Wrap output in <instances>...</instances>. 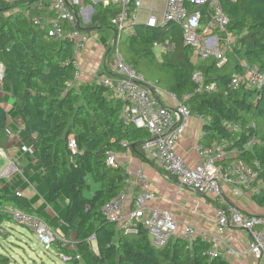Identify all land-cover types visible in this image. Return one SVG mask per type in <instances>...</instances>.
Listing matches in <instances>:
<instances>
[{
  "label": "trees",
  "instance_id": "16d2710c",
  "mask_svg": "<svg viewBox=\"0 0 264 264\" xmlns=\"http://www.w3.org/2000/svg\"><path fill=\"white\" fill-rule=\"evenodd\" d=\"M81 1V5H89L87 0ZM217 1L228 19L227 31L235 37L234 51L221 69L211 60L193 65L192 50L183 45L179 30L172 26H136L134 33L126 35L125 56H120L138 74L143 67L150 73L156 69L162 72L166 93L179 100L188 96L183 104L191 116L204 121L205 146L227 143L225 149L236 151L237 160L253 168L263 185L251 200L264 207V85L258 91L230 86L231 74L239 71L235 57L264 74V0ZM46 5L42 0H0V87L13 100V116L28 135H34L31 153L46 186V202L52 205L63 196L65 212L58 228L57 219L35 209L8 185L0 187V208L33 216L53 231L59 229L70 243L55 240L50 252L65 256V264H229L219 255L210 257L211 245L199 237L191 242L175 237L155 247L143 228L124 234L116 223L104 218L102 207L128 180L125 169L107 164V154L130 151L144 158L140 146L149 134L123 125L122 103L109 99L105 87L95 83L67 87L75 72L74 45L66 38L47 37L46 31L33 23L44 16ZM92 7L94 14L87 28L114 32L110 20L117 9L101 3ZM79 8L74 6L73 11L78 13ZM59 24L64 31L70 30L66 22ZM76 29L85 31L81 23ZM165 40H170L174 50L157 58L152 45ZM120 42L121 38L118 46ZM196 69L205 85L214 84V91L197 92L191 80ZM146 82L152 85V92L153 87L159 88ZM9 115L0 102V148L7 141ZM233 127L237 133L231 132ZM69 136L76 142L74 154L67 147ZM248 141L253 143L246 150L243 147ZM9 221L10 216L0 214V228ZM91 237L96 251L89 242ZM0 264H11L9 257L0 253Z\"/></svg>",
  "mask_w": 264,
  "mask_h": 264
},
{
  "label": "built area",
  "instance_id": "2783aa9c",
  "mask_svg": "<svg viewBox=\"0 0 264 264\" xmlns=\"http://www.w3.org/2000/svg\"><path fill=\"white\" fill-rule=\"evenodd\" d=\"M87 1L91 4L83 6L81 0H48L44 16L33 19L35 25L46 31L47 37L56 40L66 38L73 42L75 72L67 87L79 85L80 80L84 78L78 58L90 39L86 28L85 31H78L76 27L80 26V23L82 25L90 22L94 14L92 4L101 3L103 6L115 7L117 13L110 20L115 31L110 47L104 55L103 71L92 77L90 83L105 87L109 99L119 100L122 103L120 119L123 125L148 132L149 138L140 146L144 158L152 162L162 173L173 177L179 188H188L201 195L214 193L219 198H224L221 184L234 187L235 195L252 196L258 193L263 183L257 180V173L253 168L240 160H229L230 155L237 154L236 151H230L229 154L225 147L216 142L208 146L197 145L199 163L192 168L185 165L174 148L191 117L190 111L183 104L188 96L179 100L169 94L173 106H164L152 92V85L126 64L118 52V42L125 27L143 25L148 29H165L167 26H172L179 30L183 45L192 50L190 60L193 65L211 60L217 69H221L228 64L229 55L234 51L235 37L227 31L228 19L218 1L163 0L159 11L156 10L155 0H149L148 3L145 0ZM79 5L78 13H75L73 7ZM141 16L144 17L141 19ZM59 21L66 22L70 30L64 31ZM169 41L155 42L152 48L158 50L159 55L169 54L174 50L173 44ZM112 50H114V58L109 62L108 55ZM235 62L239 71L230 76L231 88L245 91L260 90L264 85V74L237 57ZM2 77L3 68L0 66V82ZM191 80L197 86V92L210 93L215 90L214 84L205 85L198 69L192 73ZM153 90L158 88L153 87ZM230 130L234 133L238 132L236 127ZM10 134L7 127V136ZM202 136H206V133L202 132ZM11 139L14 140L13 137ZM252 143L253 141H248L243 148L250 149ZM67 147L71 154L76 152L73 136L68 137ZM0 157H5L2 149H0ZM106 162L111 167H120L115 154H107ZM16 173L18 169L14 164L7 165L0 172V178H6L7 185L10 186L11 175ZM135 175L138 179L141 178L139 169L135 171ZM130 184L131 182L127 180L124 189L102 207L104 218L116 223L124 234H135L139 228H143L148 233L149 241L153 246H164L176 237L177 223L167 211L146 209L145 203L152 195L149 192L137 194L131 189ZM255 184L256 186L253 187ZM16 193L20 195V192ZM0 214L10 216L11 221L32 231L37 243L45 252L50 251V244L55 240L70 243L58 230L53 231L47 224L33 216L6 207L0 208ZM214 220L219 234L224 230L246 232L249 237V254L257 262L264 263V216L243 214L223 199L221 205L214 210ZM198 237L211 245L209 256H216V238L190 226L183 228L181 238L187 242ZM89 242L94 245L93 237L89 238ZM219 243L225 248L226 256L237 255V252L226 242ZM56 257L61 261L66 259L62 254Z\"/></svg>",
  "mask_w": 264,
  "mask_h": 264
},
{
  "label": "crops",
  "instance_id": "0c3cea01",
  "mask_svg": "<svg viewBox=\"0 0 264 264\" xmlns=\"http://www.w3.org/2000/svg\"><path fill=\"white\" fill-rule=\"evenodd\" d=\"M86 30L90 31L94 29L86 28ZM87 50H89V53L92 52L89 58L85 55V53L88 52ZM107 50L102 43L90 41L89 39L78 58L80 67L84 73V78L80 80L79 84L90 83L92 82V77L102 73L103 70H101V67L99 68V59L103 58ZM157 91L158 90H155L154 93L160 99L162 104L166 107H172L173 102L170 100L169 94L165 91ZM0 102L10 114L8 128L11 132V134L7 136V141L4 143L3 147L0 148L4 151L5 157L0 158L4 159L5 162H7V165L14 164L18 169V173L14 176L16 182L13 183L11 188L12 190H14V188L19 190L18 192H20L22 196L32 202L35 209L43 211L45 209L44 212L50 218L56 219L55 217H58V223H60V219L63 218L64 202L59 198L58 201L62 205L61 209H56L57 206L53 207L55 203L51 205L46 202L47 191L42 184L37 183L35 169H32L27 157L29 154L31 162L36 164L35 160L32 158V146H30L31 139L32 142L34 141V135H29L30 141H28V139V142L26 141L22 122L12 114L11 109L13 100L2 92L1 87ZM203 125L204 121L202 119L191 116L186 123L183 134L174 148L176 154L182 159L185 165L190 168L194 167L200 161L196 146L206 145V139H204L205 136H202ZM12 137L14 140L11 139ZM218 144L221 145V143ZM228 153L231 152L228 151ZM115 156L120 167L125 169L128 173V180L131 182V189L137 194L149 192L152 195V197L145 203V208L150 210L167 211L175 220L177 223L176 237H181L183 228L185 226H190L202 233L216 238L217 255L226 259L229 264H264L263 262H257L253 256L249 254V237L246 232L241 230H224L222 234H219L214 220V210L221 205L223 199L228 204L238 208L243 214L264 216V207L257 206L251 200L250 195H235L233 192L234 187L222 184L221 189L224 198H219L214 193L201 195L188 188H179L177 181L173 177L162 173L152 162L141 156L134 155L130 151L118 153L115 154ZM236 159V155H230L229 160ZM137 169H139L141 174V178L139 179L135 175ZM19 174L21 175L22 181L26 183L23 184V182L17 180ZM33 182L37 183L34 194L32 186ZM27 183H29L28 186H26ZM5 185H7V180L0 178V187ZM24 190H26V193H23ZM36 191H38L37 194H35ZM217 204L219 206H217ZM58 231L60 232L59 229ZM219 242H226L229 247L237 252V255L226 256V250ZM92 246L95 249V245ZM73 247V244H71L70 248Z\"/></svg>",
  "mask_w": 264,
  "mask_h": 264
},
{
  "label": "rangeland",
  "instance_id": "374dc122",
  "mask_svg": "<svg viewBox=\"0 0 264 264\" xmlns=\"http://www.w3.org/2000/svg\"><path fill=\"white\" fill-rule=\"evenodd\" d=\"M146 3H148L149 0H145ZM43 3L47 4L48 0H42ZM88 4H91V2H88ZM163 0H155V7L156 10L159 11L160 8H162ZM87 5V4H86ZM144 16H141V19ZM83 28H87L88 24L82 23ZM136 30L135 27H125L122 31V37H121V42L120 45L118 46V52L120 55L125 56V47L123 45V42L126 38V35L134 33ZM88 34L90 36V41L94 42H100L102 45H105L106 50L110 47L111 39L113 36V32L110 29H100V30H90L88 31ZM88 52L85 53L88 58L91 56V53ZM155 56L159 58V51L154 49L153 50ZM87 58V60H88ZM104 58V56H103ZM103 58L99 59V68H102V60ZM114 58V50L109 52L108 55V61L110 62ZM95 62V61H94ZM141 74L145 78L146 81L150 83H156L158 88V92H162L163 89H166V85L164 84L163 78L164 74L160 72L159 70H153V72H148L143 68H141ZM165 91V90H164ZM264 123V122H262ZM26 135V141H30V137L28 133L24 132ZM27 141V142H28ZM32 139L30 141V146H32ZM227 143H221V146L226 147ZM226 152L228 150L226 149ZM230 154V153H229ZM29 162L31 164L32 169H35V178L37 183L42 184V186L46 189V186L43 182V180L40 178L38 174V166L36 164H33L31 162V157L28 154L27 155ZM7 165V162H5L4 159L0 158V172L1 170ZM11 183L16 182V179H14L15 174L11 175ZM6 179V178H3ZM17 180H20L21 182V175L19 174ZM11 183H9L11 187ZM26 182H23V184ZM37 183L33 182V194L35 191V186ZM29 183H27L26 186H28ZM14 192H18L19 190L15 189L13 190ZM38 191L35 192L37 194ZM90 192V191H89ZM23 193H26V190L23 191ZM21 194V193H19ZM61 200L64 202V206L66 205L65 198L63 196L60 197ZM59 208H57V207ZM46 207V205H45ZM53 207H56V209H61L62 205L59 201L55 202V205ZM64 208V207H63ZM45 211V209H44ZM64 210H63V215L64 216ZM58 220V217H55ZM58 228H60V225L58 222L56 223ZM0 253L3 255L9 257L11 264H65L63 261H61L58 257L55 256L53 252H45L43 248L37 243L36 238L32 231L29 229L22 227L13 221L5 222L3 223L2 227V233L0 234Z\"/></svg>",
  "mask_w": 264,
  "mask_h": 264
}]
</instances>
